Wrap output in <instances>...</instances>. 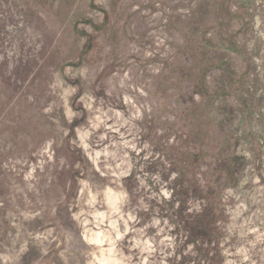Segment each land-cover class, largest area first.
<instances>
[{
    "label": "rangeland",
    "instance_id": "rangeland-1",
    "mask_svg": "<svg viewBox=\"0 0 264 264\" xmlns=\"http://www.w3.org/2000/svg\"><path fill=\"white\" fill-rule=\"evenodd\" d=\"M0 264H264V0H0Z\"/></svg>",
    "mask_w": 264,
    "mask_h": 264
}]
</instances>
